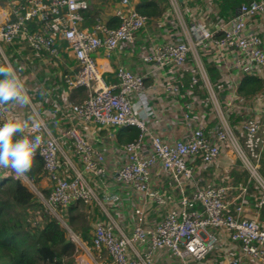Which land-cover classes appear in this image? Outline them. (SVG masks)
<instances>
[{
	"label": "built area",
	"instance_id": "built-area-1",
	"mask_svg": "<svg viewBox=\"0 0 264 264\" xmlns=\"http://www.w3.org/2000/svg\"><path fill=\"white\" fill-rule=\"evenodd\" d=\"M5 1L11 9L0 19L1 59L15 45L60 59L64 44L76 67L62 81L70 90L85 91L82 101L61 103L66 126L57 135L35 109L27 133L42 138L36 157L50 184L48 194L37 193L43 212L60 220L61 209L84 203L98 207L103 216L94 226L91 246L67 227L85 251L76 264H103L96 251L111 264H204L217 247L225 258L222 264H264V90L254 99L262 106L255 112L238 93L245 76L264 81V0L214 21V0H168L170 10L159 23L166 30L164 41L151 34L139 53L146 70L119 67L117 82L105 76L109 60L120 49H135L138 35L150 25L130 0H122L113 12L117 27L98 18L90 28L85 27L89 0H0ZM207 64L217 70L216 82ZM149 78L155 80L152 85ZM132 97L143 103L160 99L162 110H175L184 137L172 140L152 132ZM148 116L156 117L152 111ZM8 121L13 118L7 105L0 108V125ZM82 124L105 130L122 158L115 178L138 199L127 223L113 215L117 199L104 191L106 152ZM123 128L138 129V139L119 144L117 132ZM224 149L241 162L247 184L205 186L197 175L198 160L211 165ZM156 169L176 183V206L153 188ZM5 173L0 168V176ZM20 177L28 180L25 174ZM152 205L155 221L150 219ZM251 205L252 217L247 215Z\"/></svg>",
	"mask_w": 264,
	"mask_h": 264
},
{
	"label": "crops",
	"instance_id": "crops-1",
	"mask_svg": "<svg viewBox=\"0 0 264 264\" xmlns=\"http://www.w3.org/2000/svg\"><path fill=\"white\" fill-rule=\"evenodd\" d=\"M89 1L98 9L100 15L99 18L108 23L111 18H114L113 12L120 5L122 0ZM130 1L134 8L136 7V4L140 2V0ZM90 27L91 26H87V28ZM161 32L162 35L160 42H163V37L166 36L165 28H161ZM150 35L148 29L141 32L138 35L137 46L135 49H120L112 56L105 71V76L109 81L113 82L116 80L115 72L119 67H124L133 72L146 70L139 55L140 51L137 53L136 50L148 46V43H150L148 37H150ZM99 57L101 58L103 56L100 55ZM6 60L1 59L0 57V65L11 64L17 70L21 78L24 80L28 94L31 97V103L28 106L8 105L13 120H28L29 123H31L34 119L33 109H35L45 119L50 132L53 135H57L60 130L66 126V122L63 120L59 112L61 103L66 101L79 102L85 98V91L81 93L77 90H70L62 81L64 76L72 73L76 67L74 55L67 50L64 44L61 47L60 59H53L43 53H34L25 46L15 45L8 49ZM154 82L155 80L153 78H149L147 81L148 85H152ZM132 98L140 117L146 119L147 125L152 132L160 133L165 138L172 140L184 137L186 133L185 128L179 120L175 110L171 108L162 110L160 99L143 103L135 97ZM254 99L246 100L253 104L252 106L250 105L252 112H255V110L257 111L262 107L260 103ZM151 111L156 117L150 118L148 116V113ZM160 123H164L162 124L164 126ZM80 126L83 132L91 139L95 140L106 152L108 177L105 179L107 186L104 191L111 193L117 199L113 215L121 223H127L130 211L138 205V199L135 198L129 187L122 185L115 178L117 169L121 165L122 158L117 151L113 150L112 142L108 140L105 130L95 124H82ZM196 165L197 175L203 180L205 186L237 183L236 178L238 173H240L238 162L232 152L228 149L223 150L220 159L215 163L206 166L198 160ZM49 186L50 184L46 177H44L39 183V187L42 189H48ZM153 188L163 191L168 197L171 206H176L179 202V189L176 183L159 169L154 171ZM93 207L95 206L91 207V213L94 212ZM155 208L154 205L149 208L150 219L152 221H155L156 219ZM247 215L250 217L255 215V208L253 205L249 207ZM102 219L103 216L100 212L97 219L92 222L93 230L96 223ZM261 220L264 223L263 213ZM91 234L93 235V232H91ZM105 264H111L110 260L109 263L106 261Z\"/></svg>",
	"mask_w": 264,
	"mask_h": 264
},
{
	"label": "trees",
	"instance_id": "trees-1",
	"mask_svg": "<svg viewBox=\"0 0 264 264\" xmlns=\"http://www.w3.org/2000/svg\"><path fill=\"white\" fill-rule=\"evenodd\" d=\"M255 1L261 0H214L216 12L212 14V20H225L240 6ZM201 4L203 3H197ZM197 5L192 4L191 7ZM135 9L149 18L150 25L155 26L159 25L169 12L170 4L168 0H140ZM85 16V27L94 25L100 17L98 9L92 3ZM107 24L117 27L119 22L111 18ZM139 51L141 49L138 48L136 52ZM207 67L212 80L216 82L219 78L217 70L210 64H207ZM262 90V79L245 76L241 80L238 93L244 100H249L256 98ZM77 91L82 93L84 89ZM139 135L140 131L136 128H123L117 132V141L119 144L131 143L136 141ZM5 174L0 176V264H75L76 245L69 237L68 228L77 234L81 232L83 242L91 246V223L99 216V208L93 207L94 212L91 213L92 206L84 203L71 204L66 209H61L59 220L43 212L37 196L17 174ZM25 176L34 186H39L45 177L44 164L40 157L35 158L32 170ZM81 205L85 207L87 218L91 219V222L86 218L87 223L79 227L76 224L79 217H82L79 213ZM100 253L96 251L95 256L100 258Z\"/></svg>",
	"mask_w": 264,
	"mask_h": 264
},
{
	"label": "clouds",
	"instance_id": "clouds-1",
	"mask_svg": "<svg viewBox=\"0 0 264 264\" xmlns=\"http://www.w3.org/2000/svg\"><path fill=\"white\" fill-rule=\"evenodd\" d=\"M30 103L26 84L17 70L11 64L0 65V108ZM29 130L28 120L18 119L0 125V168L11 169L18 176L32 170L42 138H33L27 134Z\"/></svg>",
	"mask_w": 264,
	"mask_h": 264
},
{
	"label": "rangeland",
	"instance_id": "rangeland-1",
	"mask_svg": "<svg viewBox=\"0 0 264 264\" xmlns=\"http://www.w3.org/2000/svg\"><path fill=\"white\" fill-rule=\"evenodd\" d=\"M10 3L8 1H5V2H0V19L4 20L6 15L8 14V12L10 11ZM148 31L150 34H152V36H158L159 39H161V35H162V32H161V28L159 25H148L147 27ZM146 29V30H147ZM145 30V31H146ZM154 30V31H153ZM144 32V31H143ZM186 83L189 82V79L188 77H186L185 79ZM249 110H245L244 113L245 115L247 114ZM238 121V120H237ZM235 155V153L233 154ZM237 162H238V166H239V172L238 173V176L236 178V184H247L248 183V179H249V175L248 173L243 169L242 167V164L241 162L238 160L237 157H235ZM260 171L262 173V175L264 176V153H263V156L261 158V168H260ZM13 173V171L11 169H7V174H11ZM16 174V173H15ZM20 177V176H19ZM21 178V177H20ZM21 180L24 182V184L29 187V189L31 190L32 193H34L36 196H37V193L38 192H47L48 189H42L41 187L39 186H34L29 180H23L21 178ZM38 199V198H37ZM79 210H80V214L82 215V217H79L78 221H77V226L79 225V227L81 225H84L87 223V220H85L87 218V214H86V209L85 207H83L82 205L79 206ZM91 218V217H90ZM88 219V218H87ZM89 222H91V219H88ZM93 222V221H92ZM66 227V225H65ZM92 227H93V223H92ZM93 232V231H92ZM81 234V232H79ZM80 234H77L75 233V235H77L81 241L83 242L82 240V237ZM89 235H92L91 233H89ZM69 237L71 238V240L75 243L76 245V252H75V264H76V257H78L79 255H82L85 253V251L83 249L80 248L79 246V240L76 239V236H71L69 234ZM84 243V242H83ZM220 249V248H219ZM85 255V254H84ZM100 261L105 264L106 261H107V255L104 254V252H101L100 253ZM208 262L207 263H204V264H222L224 263V260L225 258L221 255V252L218 251V247H217V251H215L214 253H212V255H210L208 257ZM215 260V261H214ZM156 261H157V258H156ZM246 264V263H245Z\"/></svg>",
	"mask_w": 264,
	"mask_h": 264
}]
</instances>
